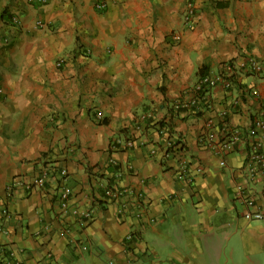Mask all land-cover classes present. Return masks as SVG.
Listing matches in <instances>:
<instances>
[{
	"label": "crops",
	"instance_id": "1",
	"mask_svg": "<svg viewBox=\"0 0 264 264\" xmlns=\"http://www.w3.org/2000/svg\"><path fill=\"white\" fill-rule=\"evenodd\" d=\"M240 56L264 63V0H0V244L20 264H264V221H244L234 197L244 153L220 166L197 143L223 112L248 126L264 79L242 78L258 100L234 108L217 89L199 113L171 107Z\"/></svg>",
	"mask_w": 264,
	"mask_h": 264
},
{
	"label": "built area",
	"instance_id": "2",
	"mask_svg": "<svg viewBox=\"0 0 264 264\" xmlns=\"http://www.w3.org/2000/svg\"><path fill=\"white\" fill-rule=\"evenodd\" d=\"M30 1V0H29ZM97 9H102L104 4H98ZM194 7L188 3L182 15V24L186 28L191 27ZM11 22L18 24V18H11ZM39 28L44 27L40 21L36 22ZM178 40V37H174ZM60 61L56 62L59 65ZM258 77L264 79V63L251 56H240L236 60L223 63L219 70L199 78L196 84L185 91L182 99L176 101L171 107L174 112L189 109L200 112V104L209 106V96L215 89L226 94H232L229 100L230 107L240 103L243 98L252 97L258 100V93L252 88H247L242 84L241 79L245 77ZM232 108V109H233ZM226 112L221 114L219 127L211 132V123L208 120L205 125L203 135L198 137L197 143L211 151L220 160V166L224 165L223 159L234 153H244L243 164L238 173L239 183L235 186L234 197L240 206V217L246 222L264 221V109H260L250 115L249 124L244 128L231 126L226 120ZM136 129H140L136 125ZM115 143H122L124 147H132L131 138L115 139ZM185 167V162L181 163L179 171ZM182 172V171H181ZM34 178L29 183L22 181H12L6 186V193L9 195L17 185H22L26 190L38 188L43 185L44 176ZM61 177H65L66 171H60ZM181 173L179 177H183ZM188 179V178H187ZM127 190L107 189L105 196L109 199L121 197ZM70 191L67 186L62 185L58 196V207L60 214H65L68 207ZM0 234L4 233L3 221L10 217L7 208L0 201ZM81 218H90V212L80 213ZM0 264H20L15 258L12 250L0 244Z\"/></svg>",
	"mask_w": 264,
	"mask_h": 264
},
{
	"label": "trees",
	"instance_id": "3",
	"mask_svg": "<svg viewBox=\"0 0 264 264\" xmlns=\"http://www.w3.org/2000/svg\"><path fill=\"white\" fill-rule=\"evenodd\" d=\"M208 74H210V73H208V72H204V70H201V71L199 72L198 79L201 78V77H203V76H205V75H208ZM157 125H158V131H159V130H169V129H168L169 125H165V124H163L162 122H158ZM164 126H166V127H164ZM178 143H179V142H177L176 144H174V146L177 145ZM179 150H181V147H178V148L175 150V152H176V151H179Z\"/></svg>",
	"mask_w": 264,
	"mask_h": 264
}]
</instances>
